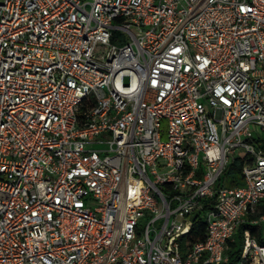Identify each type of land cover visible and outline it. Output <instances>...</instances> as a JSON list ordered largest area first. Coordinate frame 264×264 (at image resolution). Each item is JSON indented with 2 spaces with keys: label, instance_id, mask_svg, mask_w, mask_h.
Returning <instances> with one entry per match:
<instances>
[{
  "label": "built area",
  "instance_id": "built-area-1",
  "mask_svg": "<svg viewBox=\"0 0 264 264\" xmlns=\"http://www.w3.org/2000/svg\"><path fill=\"white\" fill-rule=\"evenodd\" d=\"M237 240L264 264V0H0V264H229Z\"/></svg>",
  "mask_w": 264,
  "mask_h": 264
},
{
  "label": "trees",
  "instance_id": "trees-1",
  "mask_svg": "<svg viewBox=\"0 0 264 264\" xmlns=\"http://www.w3.org/2000/svg\"><path fill=\"white\" fill-rule=\"evenodd\" d=\"M242 165H243V158L237 157L234 159L227 173L228 186L239 185L241 183L240 171ZM204 238H205V225L202 220V213H199L193 218L192 227L189 233L184 237V240L187 242L194 243L197 241H202L204 240ZM237 239H239L238 235H237ZM239 250H240L239 241L237 240L236 243H233L231 245V248L228 252L230 259L229 264H233L236 261Z\"/></svg>",
  "mask_w": 264,
  "mask_h": 264
},
{
  "label": "rangeland",
  "instance_id": "rangeland-1",
  "mask_svg": "<svg viewBox=\"0 0 264 264\" xmlns=\"http://www.w3.org/2000/svg\"><path fill=\"white\" fill-rule=\"evenodd\" d=\"M238 186H242V183H240ZM142 222H144V220H142Z\"/></svg>",
  "mask_w": 264,
  "mask_h": 264
}]
</instances>
